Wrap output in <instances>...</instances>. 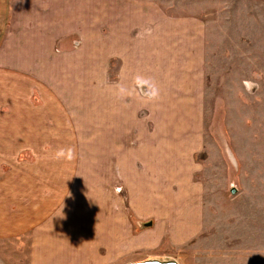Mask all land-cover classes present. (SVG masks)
I'll list each match as a JSON object with an SVG mask.
<instances>
[{
    "label": "crops",
    "instance_id": "0c3cea01",
    "mask_svg": "<svg viewBox=\"0 0 264 264\" xmlns=\"http://www.w3.org/2000/svg\"><path fill=\"white\" fill-rule=\"evenodd\" d=\"M160 3L0 0V236L26 231L37 223L38 210L42 217L54 201H60L55 208L72 200L73 152L87 119L99 136L146 137L148 121H156L152 135L159 139L103 150L116 153L122 167L144 161V216L157 220L158 243L167 227L188 236L197 219L202 227L203 208L197 206L202 185L182 175L187 169L195 172L194 152L204 147L197 104L205 98L206 57L201 38L196 48L197 35L186 29L200 21L162 16ZM32 21L37 25L30 26ZM7 23L11 26L2 35ZM114 63L118 67L112 69ZM137 82L143 89L145 82L152 83L155 95L139 90L140 95L134 90ZM133 99H162V106L142 117L134 112ZM61 149L65 155L57 158ZM142 152L144 160L132 159V153Z\"/></svg>",
    "mask_w": 264,
    "mask_h": 264
},
{
    "label": "rangeland",
    "instance_id": "374dc122",
    "mask_svg": "<svg viewBox=\"0 0 264 264\" xmlns=\"http://www.w3.org/2000/svg\"><path fill=\"white\" fill-rule=\"evenodd\" d=\"M159 1L160 15L201 22L186 29L197 35L196 48L201 38L206 57L205 98L197 104L204 119V147L194 152L195 172L187 169L182 175L202 185L197 194L202 227L197 219L188 236L166 225L158 243L157 220L144 216V161L132 169L122 167L116 153L103 150L105 145L159 139L152 135L156 121H148L146 137L99 136L92 134L93 121L87 119L73 152L72 200L55 208L60 201H54L48 214L41 217L37 211L38 221L28 230L0 236V264H125L155 256L180 264H264V0ZM10 26L3 25L1 34ZM79 44V38L73 40ZM145 85L142 92L152 96V83ZM134 90L144 95L136 85ZM154 100L133 99L134 112L142 117L155 113L162 99ZM132 154L133 160H144V152ZM13 205L16 209V201Z\"/></svg>",
    "mask_w": 264,
    "mask_h": 264
},
{
    "label": "water",
    "instance_id": "95a60500",
    "mask_svg": "<svg viewBox=\"0 0 264 264\" xmlns=\"http://www.w3.org/2000/svg\"><path fill=\"white\" fill-rule=\"evenodd\" d=\"M125 264H180V263L175 258L155 256L140 261H130Z\"/></svg>",
    "mask_w": 264,
    "mask_h": 264
},
{
    "label": "clouds",
    "instance_id": "9594fccd",
    "mask_svg": "<svg viewBox=\"0 0 264 264\" xmlns=\"http://www.w3.org/2000/svg\"><path fill=\"white\" fill-rule=\"evenodd\" d=\"M153 95H155L154 92H153ZM64 155H65V152H64L63 149H61L60 151H58L57 154H56L57 158H60V157H62V156H64ZM68 158H69V159L72 158V150H71V149L68 150Z\"/></svg>",
    "mask_w": 264,
    "mask_h": 264
},
{
    "label": "built area",
    "instance_id": "2783aa9c",
    "mask_svg": "<svg viewBox=\"0 0 264 264\" xmlns=\"http://www.w3.org/2000/svg\"><path fill=\"white\" fill-rule=\"evenodd\" d=\"M138 87H139V89H140V91H144V89H143V87L141 86V84H138Z\"/></svg>",
    "mask_w": 264,
    "mask_h": 264
}]
</instances>
